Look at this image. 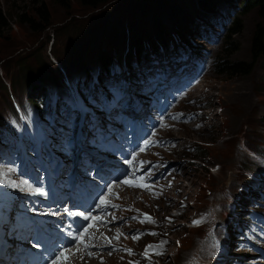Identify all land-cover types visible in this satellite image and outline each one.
<instances>
[{
  "label": "rangeland",
  "instance_id": "1",
  "mask_svg": "<svg viewBox=\"0 0 264 264\" xmlns=\"http://www.w3.org/2000/svg\"><path fill=\"white\" fill-rule=\"evenodd\" d=\"M244 1L217 0V6L227 7V13L224 14L226 25L221 28L218 24L221 13L220 16L206 13L204 3H200L199 0H110L107 4L98 7L84 5L80 0H44L49 20H46L39 0H0V12L3 16L0 17V79L6 80L5 69L11 77L17 79L16 87L9 86L7 91L0 85V133H5L11 143L18 141L15 134L19 132V121L10 97V89L13 90L17 103L22 106L26 98L31 96L38 99L36 100L38 107H46L44 115L52 114L54 108L50 106L49 101L53 100V91L47 92L44 102L40 95L47 88L62 91L57 87L60 78L64 79L60 65L67 70L65 72L75 74L78 79L76 83L87 89L89 85L100 87L102 84V81L95 77L101 55L111 56L112 70H116L120 54L129 58L141 50L159 51L165 41L172 42L174 39L178 41L179 35L192 40L196 44L194 46L199 48L200 57L205 59L197 72L183 74L189 75L188 80L193 82L190 88L192 95L185 97L186 100L193 99V101L186 103L180 100L181 93L171 91L173 89L169 87L168 77L172 67L167 66L164 59L152 60L150 70L155 80L162 85L159 89L153 86L151 92L162 95L167 91L169 97L160 113L154 112L148 116L150 122L147 131H154L150 125L151 117H159L163 125L154 133L165 145L153 148L158 154L157 158H154L150 151L142 159L147 162L161 161L168 164L175 162L173 167L163 172V176L165 179L168 178L175 168L177 174H180L176 180L177 184L180 183V187L172 191L168 185L160 186L162 188L160 191L164 188L171 191L168 197H172L168 199V203L164 198L155 196L152 198L154 201L148 204L149 198H145L146 201L143 202L141 197L135 196L138 203L133 202L135 205L130 207L132 210L142 213V210L146 209L157 211L163 217L169 215L176 218L174 221L165 219L162 225L164 236L165 232L169 233V238L162 243L164 245L169 242L171 245L167 255L158 256L157 252H154L149 259H145L137 254L136 260L127 261L125 257L126 264L130 262L132 264H210L212 261L226 264L232 260L231 255L242 251L233 245L232 231L228 232L231 223L228 224L226 233L220 226L222 218L217 213L230 219L232 213L238 216L240 211L250 207V199L247 198L243 186L246 190L251 189L252 186L240 183H246L248 171L252 167L253 157L249 149L264 152V56L257 59L253 70L247 75L225 73L219 67L221 58L223 61L256 59L255 36L258 32L264 31V14L257 8L247 13L242 9V13L239 12L237 16L242 19L241 31L232 33L234 26L231 22L232 11L235 8H243ZM178 6L185 7L187 16L193 18L194 22L188 21V27H192V30L182 26ZM21 15H25V18L21 19ZM227 27L232 34L230 38H226ZM92 29L97 31L95 38L92 36L87 38ZM207 31L217 33V41L207 42L209 38ZM230 40L233 45L228 44ZM138 43L142 45L138 47ZM233 48L238 50L230 55ZM39 58L43 60L45 73L48 76L37 83L40 88L31 91V84L35 82L24 76L27 72L25 66L34 68ZM127 65L129 66V63ZM33 74L37 76V71ZM94 77L98 82L93 83ZM132 96L136 95L132 94ZM158 99L161 107L166 97L162 96ZM152 102L154 101L150 95L147 102L136 101L133 110L144 118L145 113H141L140 110L147 111L148 104ZM123 103L129 106L127 100ZM157 108L155 106V109ZM191 108L200 109L202 112L200 118L204 121L203 128L201 122L193 121L197 112ZM113 115L109 124L112 127V124L121 127H113V135L107 133L108 138H98L99 141L94 140L95 145L89 146L71 138L76 123L74 116L68 118L64 115L59 128L41 118H35V123L47 143L48 155L53 161L60 162L66 170V175L62 178L64 183L79 180L75 179L77 173L84 176L82 180L95 176V168L86 172L77 167L79 153L82 158L89 154L96 155L110 160L115 166L122 164L123 167H128L127 161L130 157L122 153L118 156L119 151L114 152L112 149L128 140L129 136L132 138L135 129L140 128L141 125L135 117L137 115L131 114L128 110L116 109ZM178 117L183 119L178 121L176 120ZM141 121L143 123L145 120L141 119ZM107 123V121L102 122L103 128ZM196 123L201 128L197 125L193 126ZM121 131L125 132L124 136L120 135ZM86 136H89V133H86ZM63 144H66V149L63 148ZM197 145L202 146V156L193 158L191 155H195ZM10 147L8 143L0 144V179L17 186L18 183L14 182V178L18 171H25L26 163L23 157ZM95 164L94 161L92 166ZM138 167L141 168L142 164ZM258 173L262 174L263 171L258 170ZM3 191L6 190L0 193L2 194ZM7 191L19 195V192L13 189ZM118 192L125 202L128 192L124 190ZM36 200L44 201L40 198ZM221 207L222 211L219 209ZM201 210L211 214L212 228L217 236L213 234L212 228L210 231L204 227L190 226L191 218L202 214ZM117 211L116 216L121 215V209ZM138 217L142 218L140 215ZM130 223L138 224V232L141 231L138 235V249L150 245L153 248V242L158 239L152 238L146 230L148 226L142 221ZM29 225H31L29 222L27 226L19 223L18 231L11 228V233L18 234L24 240L21 232ZM121 231L123 234L120 235L123 240L121 243L125 246L128 243L134 245V240H126V233L123 229ZM224 247L230 255L225 253ZM106 256L92 264H102L105 258L110 261L106 264L116 263L113 257ZM85 263H88L87 260ZM120 264L125 263L120 262Z\"/></svg>",
  "mask_w": 264,
  "mask_h": 264
},
{
  "label": "trees",
  "instance_id": "2",
  "mask_svg": "<svg viewBox=\"0 0 264 264\" xmlns=\"http://www.w3.org/2000/svg\"><path fill=\"white\" fill-rule=\"evenodd\" d=\"M39 1H41V3H42V8L41 9H42L43 13L46 16V20H49L48 11H47V8L45 7L44 0H39ZM80 1L84 5L91 6V7H98L100 5L107 4L110 0H80ZM199 2L200 3L203 2L204 3L203 7L205 9L210 10V11H214V10L217 9V7H216L217 6V4H216L217 0H202V1L199 0ZM184 8L178 6V15L182 19L181 20L182 26H185L186 29L191 30L192 28L188 27V25H189L188 21H190V22H194V21H192L193 18H190L189 16H187L186 10ZM255 8H257L259 11H261L264 14V0H245L243 2V8L242 9H243L244 13H247V12H249L252 9H255ZM0 17L1 18L3 17L1 12H0ZM20 18L24 19L25 15H21ZM241 27H242V19L240 17H236V19L234 21V26L232 28V33L235 34V33L240 32L241 31ZM96 33H97V31L93 30V29L91 30V33L88 34V35L85 34V32H84V34L87 35V38L89 36H92L93 38H95ZM231 35L232 34L230 33L228 35V38H230ZM93 38H91V39L94 40ZM230 43H232V45H233V42L231 40H230V42L228 44H230ZM141 45H142L141 43L137 44L138 47H140ZM254 49H255V52H256V59H253L252 61H235V60L223 61V58H221V62L219 64V67L222 68L221 71L225 72V73H229V74H234V75H237V74L247 75V74L251 73V71L253 70V68H254V66L256 64L257 59L259 57H261V56H264V31L258 32L256 34ZM51 50L53 51V48ZM122 50L124 51V49H122ZM237 50H238L237 48H233L231 53H230V55H232ZM36 53H37V51H36ZM137 54H139V52L136 53V55ZM120 55H122V54H120ZM129 59H132V58H129ZM111 60H112L111 56H109V55H101L99 57L100 72H103L104 70H108L110 68ZM25 70H27V72L25 73L24 76H28L29 78H31L30 79L31 81L35 82V84L31 85V91H33L34 89L40 88L37 83L43 81L48 76L45 73V70H46L45 64H44V62H43V60L41 58L38 59V64H36L34 66V68L30 69V68H27L25 66ZM34 71H37V76L33 74ZM4 73L6 75V80H8V81H6V80L3 81L2 79H0L1 88L4 89L5 91H7L9 86H12L13 88H15L17 79L11 77V75L7 72L6 69H5ZM69 75L72 76V72L69 73ZM7 76H8V79H7ZM9 76H10V78H9ZM62 80L63 79L60 78V82H62ZM42 90H44V88H42ZM41 117L45 118V120H48L50 122L54 121L55 125H57L59 123L57 118H55V120H53V117H47V116L44 117V115H41ZM202 145H204V144H202ZM201 148H202L201 145H197L196 146L197 151H196V153H194L195 155H191V156H193L194 158H198V156H202L201 155ZM201 160L203 162V159H201Z\"/></svg>",
  "mask_w": 264,
  "mask_h": 264
},
{
  "label": "bare ground",
  "instance_id": "3",
  "mask_svg": "<svg viewBox=\"0 0 264 264\" xmlns=\"http://www.w3.org/2000/svg\"><path fill=\"white\" fill-rule=\"evenodd\" d=\"M32 85V84H31ZM134 112H136L135 110H133ZM141 113H145L146 114V111L144 110H140ZM133 114V112H131ZM154 113V112H153ZM152 114V113H151ZM165 114H166V110H165ZM150 116V115H149ZM152 119V122L150 123L151 125V129L154 130V132L158 131L159 128L162 127L163 125V122L161 120H159L158 118H155V117H151ZM199 126L200 125L198 123L194 124L193 126ZM185 126H188V125H185ZM182 127H184V125H182ZM196 129V128H195ZM170 141V140H169ZM169 144H172V142ZM175 144L178 145L177 141H175ZM95 159H99L98 157H95ZM102 168H113V165L108 161V160H103L102 161ZM140 167H136V168H132L131 170H129L128 174H129V177L127 179H134L135 177H137V175L139 174L140 172ZM133 173H134V177H133ZM186 175V174H185ZM22 182H25L26 180L23 179L21 180ZM179 181V180H178ZM137 183H140L142 184L140 181H136ZM183 183V182H182ZM184 185V184H183ZM148 186H150V190L149 188H145V187H130L128 186L127 184H123L121 186H117L115 187V190L118 192L120 190H124V192H128V196L126 198V201L124 202V205L126 207V210H127V216L126 218H124L123 220H127V221H123L122 222V225L121 226V229L124 230V232L126 233V240H132L133 237L138 233V229H139V225L138 224H132L130 222H133L131 219H130V216H133V217H138L139 215L142 216V213L141 211H136V210H132L130 207L132 205H135L133 202L135 203H138L135 199V196H139L141 197V201L145 202V198H149L148 200V204L149 203H152L154 200L152 199L153 197H158V198H164L165 200H167V203H168V199L171 198V197H168L170 192L169 190H166V188H164L162 191H160V186H158L157 184L155 183H150L148 184ZM180 187V183L178 182L176 188H179ZM175 188V189H176ZM166 190V191H165ZM180 190V189H179ZM184 190V189H183ZM160 191V192H159ZM133 192V193H132ZM186 194V193H185ZM138 197V198H139ZM174 197V196H173ZM135 199V200H134ZM124 201V200H123ZM139 201V200H138ZM171 201H169L170 203ZM156 203V202H154ZM174 203V202H173ZM181 204V203H180ZM155 205V204H154ZM168 205V204H167ZM182 205V204H181ZM176 206V205H175ZM174 206V207H175ZM120 210V208H119ZM118 210V211H119ZM183 210V209H182ZM117 211V212H118ZM171 212V211H170ZM173 212V211H172ZM119 216V214H117ZM166 215V214H165ZM139 218V217H138ZM176 218V217H175ZM130 221V222H129ZM127 224V225H126ZM166 224V223H165ZM169 224V223H168ZM172 224V223H171ZM126 225V226H125ZM117 228V227H115ZM114 237H116L115 235L113 234H110L108 237H106L107 239L106 240V246H107V249L105 251H101L99 253H94L96 255H93L91 257H94L92 261L88 262V263H85V260L82 261V263H79V264H89V263H93L95 261H98L99 258H102L103 256L105 257H108L109 255V252H111V255H109L110 257H113L115 260H116V263L114 264H120V262L122 263H125V257H128V254L125 253L127 251H125L126 249V246L123 245L121 242H117V239H114ZM109 241H111V243L109 244ZM172 242V240H170ZM128 243V242H127ZM129 244V243H128ZM169 244L166 243V244H162L159 240H155V242H153V251H157L158 249H165ZM0 252H2L0 250ZM122 257V258H121ZM88 259H90V257L88 256ZM104 259V258H103ZM112 259V258H111ZM119 259V260H118ZM77 262H79V259H76ZM113 260V259H112ZM111 260V261H112ZM118 261V262H117ZM120 261V262H119ZM110 261H108L106 258L104 260V262L102 264H106ZM96 264V263H95Z\"/></svg>",
  "mask_w": 264,
  "mask_h": 264
},
{
  "label": "snow or ice",
  "instance_id": "4",
  "mask_svg": "<svg viewBox=\"0 0 264 264\" xmlns=\"http://www.w3.org/2000/svg\"><path fill=\"white\" fill-rule=\"evenodd\" d=\"M147 143V142H146ZM141 151H143V149H141ZM127 163H132L131 160L127 161ZM143 163V162H142ZM133 177H134V173H133ZM143 180V177H135L134 179H124L122 180L120 183L123 184H127L130 187H145V188H149L150 190V186L145 185V184H140L137 183L136 181H140ZM0 183H3V180L0 179ZM36 192H40L41 189L37 188L35 190ZM107 192L109 195H115V193L113 192V188L111 185H109L107 187ZM110 204V201H108L104 195H101L99 197V203L97 204V207H105L108 206ZM112 207H115V205H112ZM83 215V214H81ZM85 220H93V221H97L100 220V217H96V216H92L91 214L89 215H85L84 216ZM145 219L150 220V217L145 216ZM198 223V222H197ZM94 224H88L83 230L82 232L78 235V236H74L73 240L74 241H78L79 245L83 246V249L86 251L88 248L90 247H94V245H92L90 243L91 239L93 238L92 235L89 234V229L94 227ZM121 235V233H119V229H117V236L114 237V239H119V236ZM87 236V240L84 239V237ZM138 236H134L133 239H138ZM105 239H107L105 237ZM111 243V241H109V244ZM152 250V246H147V248L145 249V255L147 256L148 252ZM81 251V248L77 245L75 246V251L73 250V248H64L62 250H60L58 253H54L55 259L52 260L51 264H69L71 257L74 256L76 254V252ZM125 251L129 252V254H131V250L130 249H125ZM160 254V253H157ZM87 255L89 257L95 255L92 252H87ZM109 255H111V252H109ZM81 259H83V256L80 257ZM130 264H132V262H130Z\"/></svg>",
  "mask_w": 264,
  "mask_h": 264
}]
</instances>
